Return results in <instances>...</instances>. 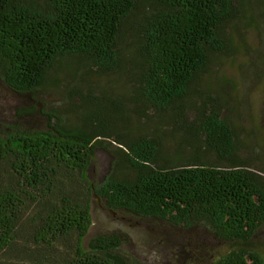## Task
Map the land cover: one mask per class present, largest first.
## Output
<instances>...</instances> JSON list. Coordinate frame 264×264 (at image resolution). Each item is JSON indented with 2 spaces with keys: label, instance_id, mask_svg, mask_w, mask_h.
Segmentation results:
<instances>
[{
  "label": "trees",
  "instance_id": "trees-1",
  "mask_svg": "<svg viewBox=\"0 0 264 264\" xmlns=\"http://www.w3.org/2000/svg\"><path fill=\"white\" fill-rule=\"evenodd\" d=\"M247 1L0 0V74L11 89L35 94L61 68L118 72L133 104L74 85L75 120L50 109L46 128L0 125V264H140L123 249L124 231L85 240L93 195L138 217L206 222L228 242L206 264H264L253 241L264 163L240 153L218 98L190 97ZM98 145L114 158L95 182Z\"/></svg>",
  "mask_w": 264,
  "mask_h": 264
},
{
  "label": "rangeland",
  "instance_id": "rangeland-1",
  "mask_svg": "<svg viewBox=\"0 0 264 264\" xmlns=\"http://www.w3.org/2000/svg\"><path fill=\"white\" fill-rule=\"evenodd\" d=\"M242 13L240 19L228 26L227 48L212 56L193 84L196 91L190 97L197 99V90H201L218 98L224 107L223 114L236 131L240 153L264 163V0H248ZM125 52L129 54L132 49ZM56 75V82L47 83L35 94H27L11 89L0 74V125L16 121L28 128H46L51 121L46 114L50 109L75 120V114L67 110L71 101H77L75 96L73 100L68 98L74 85L82 92H105L122 99L127 107L133 105L127 96L130 86L125 74L84 72L77 68L71 77L61 68ZM163 142L171 148L170 137L165 135ZM109 146L98 145L95 149L88 168L92 181H99L110 171L114 156ZM207 154L209 158L214 156L212 152ZM90 204L93 221L85 240L98 232L124 231L123 249L140 264H206L214 252L225 250L228 244L206 222L184 227L163 219L138 217L108 208L95 195ZM253 241L264 255V224Z\"/></svg>",
  "mask_w": 264,
  "mask_h": 264
}]
</instances>
